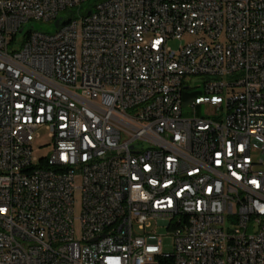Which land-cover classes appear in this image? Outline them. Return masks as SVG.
I'll use <instances>...</instances> for the list:
<instances>
[{"label":"built area","instance_id":"built-area-1","mask_svg":"<svg viewBox=\"0 0 264 264\" xmlns=\"http://www.w3.org/2000/svg\"><path fill=\"white\" fill-rule=\"evenodd\" d=\"M89 1L0 0V264H264V0Z\"/></svg>","mask_w":264,"mask_h":264},{"label":"rangeland","instance_id":"rangeland-1","mask_svg":"<svg viewBox=\"0 0 264 264\" xmlns=\"http://www.w3.org/2000/svg\"><path fill=\"white\" fill-rule=\"evenodd\" d=\"M97 2V0H91L81 6V8H75V12L81 11L82 14H86L85 12L91 8V6ZM81 17H64V24L68 23L70 20L80 19ZM35 30H49L50 25L43 21H33L26 25L24 28L23 33L20 35L22 39L30 30L31 28ZM54 29V28H53ZM198 37L192 35H185L180 40H171L169 45L174 50H179L180 48L186 46L187 44L195 41ZM224 41V40H223ZM225 43V41L223 42ZM194 83L196 86H199L202 89V81L200 77L193 78ZM40 137L37 138L33 145L34 155L38 158H48L52 154L53 146L51 143V139L49 137L48 132L45 129H42L40 132ZM255 157L260 158L261 154H255ZM81 180L77 179L76 186L79 188L81 187ZM81 201L82 195L81 191L77 190L75 193V214L77 217L81 215ZM77 227H79V223L76 222ZM158 234L163 235V250L165 253H172L174 251V244L173 239L168 236V231L165 227H160L158 229Z\"/></svg>","mask_w":264,"mask_h":264},{"label":"bare ground","instance_id":"bare-ground-1","mask_svg":"<svg viewBox=\"0 0 264 264\" xmlns=\"http://www.w3.org/2000/svg\"><path fill=\"white\" fill-rule=\"evenodd\" d=\"M64 25H84V17L70 20ZM26 173H30V179L39 180L40 171H38V163H26ZM166 261H175V254H166Z\"/></svg>","mask_w":264,"mask_h":264},{"label":"trees","instance_id":"trees-1","mask_svg":"<svg viewBox=\"0 0 264 264\" xmlns=\"http://www.w3.org/2000/svg\"><path fill=\"white\" fill-rule=\"evenodd\" d=\"M98 1H101V0H97V2H98ZM195 95H196V94H191L190 96H195Z\"/></svg>","mask_w":264,"mask_h":264},{"label":"water","instance_id":"water-1","mask_svg":"<svg viewBox=\"0 0 264 264\" xmlns=\"http://www.w3.org/2000/svg\"><path fill=\"white\" fill-rule=\"evenodd\" d=\"M22 31H20V33H21Z\"/></svg>","mask_w":264,"mask_h":264}]
</instances>
